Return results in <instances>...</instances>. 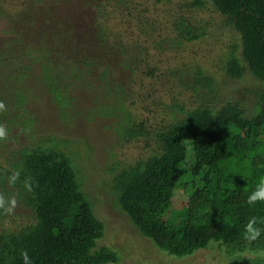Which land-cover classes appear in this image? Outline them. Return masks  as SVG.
<instances>
[{"label":"trees","instance_id":"trees-1","mask_svg":"<svg viewBox=\"0 0 264 264\" xmlns=\"http://www.w3.org/2000/svg\"><path fill=\"white\" fill-rule=\"evenodd\" d=\"M52 1H29L24 18L0 12L3 32L11 39L2 46V54L9 55L7 61L20 57L25 63L22 70L40 66L62 107L71 106L75 90L87 91L88 86L82 83L86 77L118 90L122 93L119 100H130L132 105L133 97L142 99L147 94L137 87L155 88L160 78L157 70L146 60L132 61L129 48L117 43V35L107 29L109 14L101 9L103 2L97 3L89 26L80 13L61 14L58 2ZM208 4L227 18L241 39L242 60L236 53L239 45H235L224 67L227 77L241 79L249 71L264 82V0H195L190 7ZM18 24L22 25L19 29ZM177 27L182 41L194 42L207 35L205 30L195 31L186 19ZM181 39L174 43L180 45ZM171 75H177L196 107L173 102L172 122L159 129H154L149 119L136 123L130 118L133 124L123 129L122 138L154 136L161 152L116 177L114 191L121 208L144 237L175 257L189 256L212 241L228 253L263 250L264 201L252 205L247 201L264 181V91L258 102L260 111L248 118L238 103L227 102L221 108L211 103L210 95L217 94L219 86L212 76H203L202 70ZM0 84L15 90L7 100L11 112H0V125L6 129L0 142L17 141L35 125L26 108L31 94L25 86ZM2 96L0 92V99ZM121 110L127 111L124 103ZM62 112V118L67 117ZM203 146L209 149L200 160ZM53 147L13 152L10 167L0 169V198L21 201L33 219L16 231H0V264H24V252L32 264H121L117 251L98 246L105 225L95 216L76 163ZM17 172L18 179L10 182ZM181 188H185V196L176 203ZM9 214L0 209V220ZM252 220L254 227L261 229L255 240H249L245 231Z\"/></svg>","mask_w":264,"mask_h":264},{"label":"rangeland","instance_id":"rangeland-1","mask_svg":"<svg viewBox=\"0 0 264 264\" xmlns=\"http://www.w3.org/2000/svg\"><path fill=\"white\" fill-rule=\"evenodd\" d=\"M29 1L32 0H0V12L13 17L22 15L24 18ZM194 1H52L58 2L61 14L80 13L89 26L93 25L97 3L103 2L100 7L105 9V14H109L106 19L107 29L117 35V43L122 42L129 48L132 61L146 60L152 69L157 70L160 78L155 88L146 85L137 87L138 91L147 94L143 100L133 97L134 105L130 100H119L122 93L118 90L107 89L105 84L86 77L82 83L88 86L87 91L75 90L72 95L75 100L71 101V106L62 107L42 75L40 66L22 70L25 63L20 57L7 61L9 55L2 54V46L11 39L3 32L4 21L0 18V81L28 89L31 96L26 108L36 120L30 131L20 134L17 141L0 142V169L10 167V161L14 159L12 153L17 154L26 147L54 146L69 155L84 181V192L93 204L95 216L105 225V235L98 241V246H107L117 251L121 256V264H264V249L228 253L224 246L215 241L207 248L186 257L169 255L141 234L121 208L114 191L115 179L119 174L161 152L160 144L154 136L129 140L122 138L123 129L133 124L131 119L136 123L149 119L153 128L159 129L172 122L170 108L173 102L189 109L196 107L191 101V93L185 91L177 75L172 76L171 73L189 74L202 70L203 76H212L219 86L218 93L211 94L209 98L215 107L221 108L227 102L238 103L248 118L260 111L258 102L260 93L264 91V82L256 79L249 71L241 79L231 80L224 69L229 52L235 45H239L236 53L242 60L240 36L227 24V18L214 10L212 4L190 7ZM10 19L7 18L8 21ZM182 19L194 25L195 31L205 30L207 35L194 42L182 41V32L177 27ZM21 26L18 24L17 28ZM77 31L88 35V32ZM180 39L183 43H174ZM161 44H164V50H161ZM4 65L5 69L2 68ZM146 82H151V79ZM8 88L0 84V92L3 94L0 103L6 106L10 104L7 100L15 94L14 89ZM122 103L127 111L121 110ZM3 109L12 110L10 105ZM62 109L67 117L62 118ZM13 137L16 138L15 133ZM49 138L53 140L50 142ZM208 149L207 146L201 148L200 160H203ZM184 196L185 188L179 189L174 202L184 199ZM30 214V209L17 201L8 217L0 220V231H16L31 223L33 219Z\"/></svg>","mask_w":264,"mask_h":264},{"label":"clouds","instance_id":"clouds-1","mask_svg":"<svg viewBox=\"0 0 264 264\" xmlns=\"http://www.w3.org/2000/svg\"><path fill=\"white\" fill-rule=\"evenodd\" d=\"M4 105L2 103H0V109H3ZM6 137V129L0 125V139H4ZM19 177V173H14L11 177H10V182L15 183V181L18 179ZM26 187H28L29 191L31 190V187L29 185H26ZM257 201H264V181H262L256 191H254L249 197H248V204L252 205L254 203H256ZM15 206V200L11 199V200H4L2 198H0V209H3L4 212L7 213H11L13 208ZM255 224V220L250 221L247 226H246V233L247 238L249 240H255L257 237L260 236L261 234V229L259 228H255L254 227ZM23 261L24 264H32L27 252H24L23 254Z\"/></svg>","mask_w":264,"mask_h":264}]
</instances>
